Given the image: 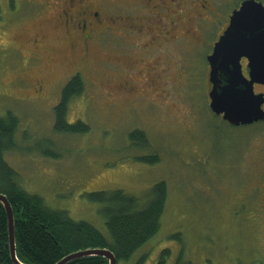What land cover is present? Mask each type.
Listing matches in <instances>:
<instances>
[{
	"label": "rangeland",
	"instance_id": "1",
	"mask_svg": "<svg viewBox=\"0 0 264 264\" xmlns=\"http://www.w3.org/2000/svg\"><path fill=\"white\" fill-rule=\"evenodd\" d=\"M43 1L0 0V116L19 120L4 158L20 186L106 234L100 204L86 194L118 189L142 205L164 181L160 229L129 264H155L163 250L170 252L165 264H264V121L233 127L208 107L206 57L216 16L201 6L227 13L240 0L109 5L110 15H140L141 35L100 36L86 56L55 15L36 20ZM149 41L154 51L144 50ZM74 73L84 92L71 100L66 119L89 131L57 134L53 107ZM254 90L264 93V86ZM133 130L145 133L147 147L131 144ZM151 155L159 161L137 159Z\"/></svg>",
	"mask_w": 264,
	"mask_h": 264
},
{
	"label": "trees",
	"instance_id": "2",
	"mask_svg": "<svg viewBox=\"0 0 264 264\" xmlns=\"http://www.w3.org/2000/svg\"><path fill=\"white\" fill-rule=\"evenodd\" d=\"M206 79L208 80V74ZM83 92L84 81L78 74L72 76L61 88L59 100L53 107L54 132L75 134L89 131V126L83 122L76 121L71 124L66 119L69 103ZM18 126L19 120L11 112L0 116V194L7 198L12 208L18 261L22 264H56L65 256L77 251L108 249L115 256L116 264H129L133 254L160 229L168 196L167 184L164 181L156 182L142 205L136 197L118 189L86 194L90 201L100 204L106 227V234L102 233L87 221L74 220L66 211L50 208L40 196L28 193L20 186L17 172L4 158L5 151L15 147L14 139ZM128 139L135 147L140 146V142H146V145L139 148L148 146L143 131H131ZM137 159L147 163L159 161L157 155ZM7 242V216L0 204V264H13L6 249ZM169 253V250H163L155 264H165ZM141 260L140 263H143L145 259ZM67 264L108 262L100 256H89ZM174 264L191 263L177 259Z\"/></svg>",
	"mask_w": 264,
	"mask_h": 264
},
{
	"label": "water",
	"instance_id": "3",
	"mask_svg": "<svg viewBox=\"0 0 264 264\" xmlns=\"http://www.w3.org/2000/svg\"><path fill=\"white\" fill-rule=\"evenodd\" d=\"M247 59L248 74L242 71L241 58ZM209 66L208 107L215 116L233 127L252 125L264 120V93H256L254 85L264 86V5L257 0H244L230 16L229 24L206 57ZM8 226L6 249L13 264L16 257L13 212L7 198L0 194ZM89 256L103 257L108 264L116 258L108 249L77 251L56 264Z\"/></svg>",
	"mask_w": 264,
	"mask_h": 264
},
{
	"label": "flooded vegetation",
	"instance_id": "4",
	"mask_svg": "<svg viewBox=\"0 0 264 264\" xmlns=\"http://www.w3.org/2000/svg\"><path fill=\"white\" fill-rule=\"evenodd\" d=\"M145 1L151 3L152 5L153 3L155 4V2L157 4L160 3L159 0H99L97 5H93L92 0H44L41 4L42 6L41 10H44V12H42V14L39 17H37L36 20L44 19V15L47 14L50 15L49 13H51V15L49 17H46L45 19L48 18L54 19L53 15H55V18L58 22V26L61 25V28L65 33V36L71 39V41L73 42V46L76 43L81 42V44L83 45L82 52L86 56L89 52L90 43L98 41L100 39V36H105L108 35L109 33H116L113 35H118L119 33H122L124 31H126V33H128L129 31H134L138 35L140 34L139 29L143 26L142 24L143 22L142 23L140 22V17H141L140 15L135 14L134 12H130L128 14H125V12H121L118 15L116 14L110 15L109 5L116 6L117 4L119 9L121 7H124L125 5H131L133 8L144 7L146 9H149V6H146V4L144 3ZM242 1L244 0H240L238 5L233 7L227 13H225V11L223 13H219L215 9L212 10L211 8L212 3L209 4L208 2L209 6L202 3L201 8H204L205 6V11L208 12L207 14L209 15L214 14L216 16L215 21L213 20L215 23L214 28L212 29L214 39L209 54L212 51L214 43L218 40L219 36L228 26L232 12L234 10L239 9ZM43 5L44 6L46 5L44 9H43ZM152 5H150L151 8ZM224 14L225 16L223 17L222 15ZM128 16H133V19L129 20L127 18ZM219 16L223 17L222 20ZM125 19H127V21ZM118 36H119L118 38L116 37L117 39H123L122 37H124L120 35ZM104 40L106 39H103V41ZM37 41L38 38H34L32 40V42L35 44L37 43ZM152 43L155 44V41H153ZM152 43L149 41L147 44H144V50L150 48V50L154 51V49H156V45H152ZM241 65H242L243 74L247 75L248 74L247 59L245 57L241 58ZM162 70L163 69H161V71ZM208 71H209V66H208ZM76 74L78 73H74L72 76ZM70 78H68V80ZM258 85L259 84H255L254 87ZM40 88L41 86L38 85V89ZM35 91L38 92V90Z\"/></svg>",
	"mask_w": 264,
	"mask_h": 264
}]
</instances>
